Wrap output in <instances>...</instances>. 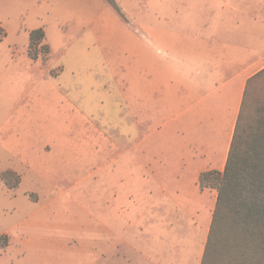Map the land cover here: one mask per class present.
<instances>
[{
  "label": "rangeland",
  "instance_id": "rangeland-1",
  "mask_svg": "<svg viewBox=\"0 0 264 264\" xmlns=\"http://www.w3.org/2000/svg\"><path fill=\"white\" fill-rule=\"evenodd\" d=\"M146 23L168 30L161 36L178 45L213 37L239 47L248 77L264 67V0H0V141L31 145L29 150L14 142L9 149L0 145V171L13 168L22 178L15 190L0 182V227L32 214L33 201L49 204L37 218L51 217L57 224L75 215L89 220L94 183L108 181V172L123 167L128 157L124 101L130 66L136 76L142 56L165 66L173 56L145 31ZM39 28L46 36L38 58L32 59L30 34ZM44 45L49 46L47 53ZM139 89L136 85L134 91ZM171 117L166 109L149 125L159 123L160 132L150 139H161L167 153L172 151ZM133 136L138 139L133 141L135 151L142 136L135 129ZM50 141H61L62 151L52 155L38 150ZM179 176L169 179L186 182L187 191L197 193L198 180ZM121 177L126 182V175ZM207 193L211 197L205 196L199 207L208 214L204 203L211 199L215 208L218 192ZM48 231L73 235L51 227L36 234H52ZM7 238L4 248L10 245ZM32 253L39 255V250Z\"/></svg>",
  "mask_w": 264,
  "mask_h": 264
},
{
  "label": "crops",
  "instance_id": "crops-1",
  "mask_svg": "<svg viewBox=\"0 0 264 264\" xmlns=\"http://www.w3.org/2000/svg\"><path fill=\"white\" fill-rule=\"evenodd\" d=\"M144 28L173 56L166 66L148 54L142 56L136 76L130 66L125 81L124 110L130 132L126 131L129 144L124 166L110 170L108 181L94 183L96 199L93 212L86 211L87 222L81 218L84 215H75L66 224H57L51 217L37 218L49 204L32 200L36 204L32 214L0 227V234H7L10 240L7 248L0 247V264L202 263L215 208L211 199L208 205L204 203L208 214L199 207L205 196L211 197L207 190L214 188H202L198 178L205 171L224 170L249 77L239 62V47L214 42L213 37H197L178 45L161 36L168 30L148 23ZM136 85L140 89L134 91ZM166 109L172 113V151L168 153L161 139H150L160 132L159 123L149 126ZM134 129L142 136L136 147L140 149L135 151ZM13 142L31 148L27 141H0V145L9 149ZM38 150L54 155L62 151V142L40 144ZM173 174L185 176L186 181L192 175L198 180L197 193L196 189L187 191L186 182L171 181L169 175ZM78 206L85 210L80 203ZM49 227L73 235L36 234ZM33 250H39V255Z\"/></svg>",
  "mask_w": 264,
  "mask_h": 264
},
{
  "label": "trees",
  "instance_id": "trees-1",
  "mask_svg": "<svg viewBox=\"0 0 264 264\" xmlns=\"http://www.w3.org/2000/svg\"><path fill=\"white\" fill-rule=\"evenodd\" d=\"M45 36L42 28L31 32L32 59ZM0 182L14 190L22 178L10 168L0 171ZM199 183L218 191L201 264H264V67L246 81L224 170L202 172ZM7 244L0 236V247Z\"/></svg>",
  "mask_w": 264,
  "mask_h": 264
}]
</instances>
